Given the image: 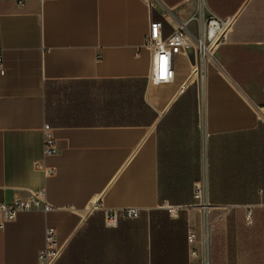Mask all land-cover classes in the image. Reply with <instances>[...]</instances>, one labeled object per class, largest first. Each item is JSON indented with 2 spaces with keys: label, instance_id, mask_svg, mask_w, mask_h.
<instances>
[{
  "label": "crops",
  "instance_id": "0c3cea01",
  "mask_svg": "<svg viewBox=\"0 0 264 264\" xmlns=\"http://www.w3.org/2000/svg\"><path fill=\"white\" fill-rule=\"evenodd\" d=\"M151 2L0 0V203L43 192L0 227V264H38L47 225L63 245L55 264H202L199 180L210 264H264V0H203L205 15L233 18L226 41L201 74L175 55L161 83L149 24L196 35L198 0ZM129 207L137 217L105 226L106 210Z\"/></svg>",
  "mask_w": 264,
  "mask_h": 264
},
{
  "label": "built area",
  "instance_id": "2783aa9c",
  "mask_svg": "<svg viewBox=\"0 0 264 264\" xmlns=\"http://www.w3.org/2000/svg\"><path fill=\"white\" fill-rule=\"evenodd\" d=\"M24 0H18V4L22 5ZM40 3L46 0H36ZM153 5L151 0H146ZM203 0H198L197 9L193 15V19L197 20V34H192L187 22H177L169 35L164 36L162 33V21L156 20L149 24V29L145 39V44L151 50V71L149 80L153 83L169 82L174 77L173 58L175 55L183 54L186 46H192L194 50L195 63L192 68L196 73L203 70L205 62L213 59L215 49L227 39V33L232 24V17H219L209 12L204 14ZM43 138V156L51 155L56 152L55 139L50 131L48 124H44L42 128ZM35 166L44 171L45 174L54 173L53 167H46L41 162H35ZM193 198L195 206L201 212L206 227L203 232L201 243V263L210 264L209 252L210 228L206 223V215L211 209V204L207 197V186L205 180L197 181L193 186ZM43 202V192L30 191L25 199H14L11 202L0 203V227L6 222L15 219L20 211L29 210ZM164 208L170 216L175 215L178 209L183 206L165 204ZM44 210H50L49 204L43 205ZM98 204L96 200L90 202L89 211L96 210ZM138 216L136 208H122L106 210L104 212V224L106 227H116L122 218H135ZM250 214L248 213V219ZM187 240L189 244L196 242V234L192 229L188 230ZM63 245L59 242L56 231L52 226H46L44 229L43 245L37 252L38 264H55L61 255ZM196 248L190 249V255L197 256Z\"/></svg>",
  "mask_w": 264,
  "mask_h": 264
},
{
  "label": "water",
  "instance_id": "95a60500",
  "mask_svg": "<svg viewBox=\"0 0 264 264\" xmlns=\"http://www.w3.org/2000/svg\"><path fill=\"white\" fill-rule=\"evenodd\" d=\"M185 52L191 64L195 63L194 50L192 46H186Z\"/></svg>",
  "mask_w": 264,
  "mask_h": 264
}]
</instances>
